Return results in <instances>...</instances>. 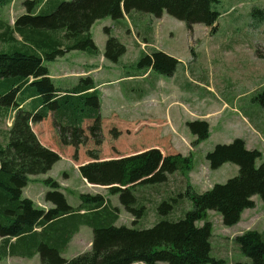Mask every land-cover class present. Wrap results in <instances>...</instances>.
Segmentation results:
<instances>
[{
	"label": "trees",
	"instance_id": "16d2710c",
	"mask_svg": "<svg viewBox=\"0 0 264 264\" xmlns=\"http://www.w3.org/2000/svg\"><path fill=\"white\" fill-rule=\"evenodd\" d=\"M15 0H0V8ZM219 0H24L26 13L13 26L0 20L2 40L9 45L0 52V120L14 113L5 147L0 145V261L8 256L32 259L39 255L40 264H221L212 257L213 225L206 221L208 212L221 215L223 225L233 228L241 222L244 211L254 209V198L264 203V164L257 166L262 153L249 150L245 142L235 139L217 145L205 157L210 169L218 170L232 163L239 174L225 184L197 193L188 185L178 199H188L193 209L178 220L160 219L150 229L118 226L119 207L103 195L84 194L77 208L69 205L60 185L46 181L49 190L44 202L53 207L45 210L23 197L31 176L48 173L62 160L59 151L44 145L33 130L52 116L60 145L76 151L89 139L99 147L104 143L101 98L91 75L81 76L71 88L58 87L46 63L57 61L71 52L99 54L91 29L101 19H123L132 13L162 18L165 13L182 21L190 29L204 25L216 31L220 13L213 7ZM107 41L104 58L118 63L127 49L105 29ZM139 64L173 76L179 61L163 52L143 55ZM264 103V94L260 96ZM27 107V108H25ZM88 121L86 124H84ZM197 139L196 147L210 136L205 121L188 123ZM136 128V127H129ZM114 139L122 136L111 128ZM70 153V152H69ZM92 159L79 167L89 185L108 189L119 195L124 209L136 225L146 214L135 191L138 186L164 184L169 176L193 169V157L164 155L149 149L134 155L100 160ZM177 203L178 200H171ZM175 206L162 202L161 215H169ZM206 221L198 226L199 222ZM93 230L91 250L72 259L62 254L81 226ZM14 241V242H13ZM234 245L249 262L264 264V231H247L234 238Z\"/></svg>",
	"mask_w": 264,
	"mask_h": 264
},
{
	"label": "rangeland",
	"instance_id": "374dc122",
	"mask_svg": "<svg viewBox=\"0 0 264 264\" xmlns=\"http://www.w3.org/2000/svg\"><path fill=\"white\" fill-rule=\"evenodd\" d=\"M23 1L15 0L12 5L0 8V20L13 26L16 19L26 13ZM213 7L220 13L214 33L204 25H194L189 29L184 22L167 13L160 19L143 13H132L119 20L107 17L97 21L91 29L99 54L74 51L46 63L56 75L55 84L62 88L76 85L79 73L90 71L93 65L105 66L102 73L93 75L97 81H102L103 77L107 81L124 79L128 75L132 79L107 84L100 91V98L104 95L102 121L105 139L99 147L92 139L77 151L60 145L52 116L33 125L39 140L57 149L63 157L48 173L30 177L23 192L24 198L45 210L52 208L44 202L45 193L49 190L46 181L52 179L60 185L71 207L77 208L81 204V195L100 194L114 207H119V226L150 229L160 219L178 220L183 218L186 210L193 209L190 200L178 199L188 185L202 193L238 176L239 167L232 163L218 170L210 169L205 157L217 145L241 139L247 149L262 153L257 166L264 164V103L260 99L264 94V0H219ZM106 28L127 49L116 64L104 61L108 39ZM1 34L0 30V52H3L9 45L2 40ZM154 52H163L179 61L173 76L139 64L143 55ZM64 73L67 79L61 76ZM109 94L110 99H105ZM13 117L14 113L0 120V145L3 147L7 145ZM196 121L209 124L210 136L193 147L197 137L192 134L188 123ZM111 128H117L122 136L114 139ZM154 148L160 149L164 155H192L193 169L189 173L170 175L164 184L138 186L135 194L139 203L146 207V214L134 225L133 216L121 205L119 195H109L106 187L87 184L79 167L92 160L89 151L104 161ZM174 199L178 200L177 203L171 201ZM254 201L256 209L245 213L240 224L233 228L224 226L218 213L208 212L206 221L213 225L211 254L213 259L222 260L221 264L249 262L234 245V238L247 231H264V203L258 196ZM162 202L175 206L169 215L160 216L158 206ZM249 214L254 217L250 218ZM206 221L199 222L198 226ZM84 226L62 254L64 259L70 260L78 253H85L81 252L82 249L90 239L93 240L92 228ZM1 242L0 239V245ZM0 264H40V257L37 255L34 259L24 260L8 256Z\"/></svg>",
	"mask_w": 264,
	"mask_h": 264
},
{
	"label": "crops",
	"instance_id": "0c3cea01",
	"mask_svg": "<svg viewBox=\"0 0 264 264\" xmlns=\"http://www.w3.org/2000/svg\"><path fill=\"white\" fill-rule=\"evenodd\" d=\"M127 18V17H126ZM103 58V57H102ZM104 61H106V60H104ZM103 68H105V66L104 67H102V66H100V67H96V66H92V68L90 69V71H86V72H81V73H79L80 74V77L81 76H85V75H91L92 77H93V75L94 74H96V73H102L103 71H104V69ZM108 69H110V67H107ZM50 70V69H49ZM50 73H51V77H52V79L53 80H55L56 79V75L55 74H53L52 72H51V70H50ZM67 74L66 73H64L63 75H61L62 77H64L65 79H67L66 76ZM104 78V77H103ZM102 78V81H97L94 77H93V79L95 80V83H96V86H97V89H98V91H99V95H100V91H101V89H103V87H105V85H107V84H111V83H113V84H117L119 81H121V80H130V79H132V76H129L128 75V77H125L124 79H121V78H119V79H115V80H113V81H107V80H104ZM75 85V84H74ZM74 85H72V86H74ZM66 86H68V85H66ZM66 86H64L63 88H68V87H66ZM134 93V92H133ZM110 97H111V94H109V95H107V96H105V99L107 98V99H110ZM103 98H104V95H102V98H101V102H102V118H103V110H104V108H105V105H104V100H103ZM134 101V100H133ZM125 104H127V103H125ZM244 119V118H243ZM88 121H86L84 124H86ZM63 157V156H62ZM226 165V164H225ZM209 166V165H208ZM224 166V165H223ZM222 166V167H223ZM25 190V189H24ZM205 192V191H204ZM203 193V192H202ZM256 198V197H255ZM256 209V207L254 208V209H248V210H246V211H244V213H243V215H242V219H240L241 221L243 220V217H244V215H245V213H248L250 210L252 211V210H255ZM250 218H253L254 217V215H251V214H249L248 215ZM120 220V219H119ZM256 221H257V218L255 219ZM119 222V221H118ZM118 222H117V225H118ZM240 224V223H239ZM239 224H237V225H239ZM236 225V226H237ZM119 226V225H118ZM85 226H81L80 227V229H79V231H78V233L77 234H75L74 235V237H73V239L75 238V237H77V236H79L80 235V232L82 231V229L84 228ZM72 241V240H71ZM70 244H71V242H70ZM70 244H69V246H70ZM91 244H92V240L90 239L89 241H88V243H87V246H86V248L85 249H82V251L81 252H88L90 249H91ZM68 249V248H67ZM66 249V250H67ZM79 254V253H78ZM35 257H37V256H35ZM35 257H33L32 259H34ZM15 258H19V259H21V257H15ZM22 259H23V257H22ZM24 260H30V259H28V258H24Z\"/></svg>",
	"mask_w": 264,
	"mask_h": 264
}]
</instances>
